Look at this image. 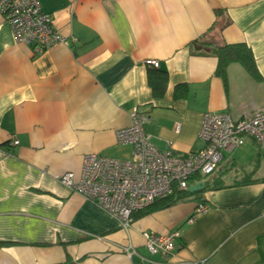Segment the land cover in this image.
<instances>
[{
    "label": "crops",
    "instance_id": "obj_1",
    "mask_svg": "<svg viewBox=\"0 0 264 264\" xmlns=\"http://www.w3.org/2000/svg\"><path fill=\"white\" fill-rule=\"evenodd\" d=\"M38 2L65 42L37 55L0 13V264H264V157L250 138L190 179L203 188L135 212L127 228L59 180L88 153L131 159L115 133L134 109L149 113L156 148L185 155L204 146L203 114L264 106V0ZM197 39L244 44L257 76L239 62L221 76ZM246 144L243 165L233 152ZM200 202L207 210L188 222ZM175 230L170 254L147 250L142 232Z\"/></svg>",
    "mask_w": 264,
    "mask_h": 264
},
{
    "label": "built area",
    "instance_id": "obj_2",
    "mask_svg": "<svg viewBox=\"0 0 264 264\" xmlns=\"http://www.w3.org/2000/svg\"><path fill=\"white\" fill-rule=\"evenodd\" d=\"M0 13L11 25L16 40L31 45L34 55L65 42L64 36L53 26L50 14L41 9L38 0H0ZM147 62L154 66L158 64L155 59ZM149 120V113L134 109L130 124L115 133L117 143L132 146L131 159L88 153L82 158L78 175L67 171L59 178L67 189L115 216L122 228L131 224L133 213L172 195L175 190H188L193 176L207 177L215 173L224 153L242 146L245 138L252 139L264 157V106L245 113L239 119L232 118L227 112L203 114L198 135L204 146L185 155L156 148L144 130ZM9 143L16 145L18 140L12 139ZM207 208L205 203H198L187 221L192 222L196 214ZM142 236L151 254L167 255L175 249L180 232L155 234L145 231Z\"/></svg>",
    "mask_w": 264,
    "mask_h": 264
},
{
    "label": "trees",
    "instance_id": "obj_3",
    "mask_svg": "<svg viewBox=\"0 0 264 264\" xmlns=\"http://www.w3.org/2000/svg\"><path fill=\"white\" fill-rule=\"evenodd\" d=\"M195 43H199L205 47H211V53L216 55L218 59L216 72L221 76H224L225 68L231 62L241 63L249 73L257 76L252 53L244 44H214L202 39L195 40ZM188 195V190H175L172 195L156 200L149 207L145 208L144 211L141 210L140 213L170 207Z\"/></svg>",
    "mask_w": 264,
    "mask_h": 264
},
{
    "label": "rangeland",
    "instance_id": "obj_4",
    "mask_svg": "<svg viewBox=\"0 0 264 264\" xmlns=\"http://www.w3.org/2000/svg\"><path fill=\"white\" fill-rule=\"evenodd\" d=\"M245 148H246V150H248V153H247V151H245ZM252 150H250V147H248V145L246 144L245 146H243V147L237 149L236 151H234L233 153L235 154L236 160L238 162L240 161L239 163H241L243 165H246L251 160ZM239 151H240V153H239Z\"/></svg>",
    "mask_w": 264,
    "mask_h": 264
},
{
    "label": "water",
    "instance_id": "obj_5",
    "mask_svg": "<svg viewBox=\"0 0 264 264\" xmlns=\"http://www.w3.org/2000/svg\"><path fill=\"white\" fill-rule=\"evenodd\" d=\"M203 187H204L203 183L190 184L189 187H188V192L189 193H193V192H195L198 189H201Z\"/></svg>",
    "mask_w": 264,
    "mask_h": 264
}]
</instances>
